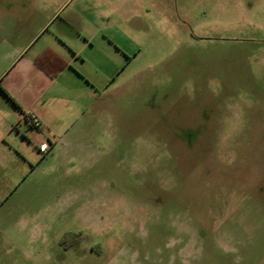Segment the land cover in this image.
I'll return each mask as SVG.
<instances>
[{
	"label": "rangeland",
	"instance_id": "1",
	"mask_svg": "<svg viewBox=\"0 0 264 264\" xmlns=\"http://www.w3.org/2000/svg\"><path fill=\"white\" fill-rule=\"evenodd\" d=\"M80 1L58 19L120 2ZM145 1L66 140L0 151V264H264V0ZM25 11L0 0V42Z\"/></svg>",
	"mask_w": 264,
	"mask_h": 264
},
{
	"label": "crops",
	"instance_id": "2",
	"mask_svg": "<svg viewBox=\"0 0 264 264\" xmlns=\"http://www.w3.org/2000/svg\"><path fill=\"white\" fill-rule=\"evenodd\" d=\"M16 2L23 3L26 9L17 17L25 18L30 27L16 33L25 36L23 43L0 42V151L16 142L22 144L25 139L37 146L46 139L50 149L66 140L65 131L88 112L98 99V90L102 94L110 79L129 60L121 40L125 31L122 23L111 22L109 14L121 12L122 19H128L141 11L146 1L120 0L117 7L111 6L109 10L93 8L85 18L78 3L60 19L58 11L69 0ZM80 3L94 5L90 0ZM82 18L93 27L91 30H82L83 24L88 26L81 22ZM115 34L117 39H113ZM46 48L67 63L54 77L34 62ZM26 110L38 114L43 125L39 132L22 123L21 115Z\"/></svg>",
	"mask_w": 264,
	"mask_h": 264
},
{
	"label": "trees",
	"instance_id": "3",
	"mask_svg": "<svg viewBox=\"0 0 264 264\" xmlns=\"http://www.w3.org/2000/svg\"><path fill=\"white\" fill-rule=\"evenodd\" d=\"M34 62L50 77H54L67 64L60 55L49 48L44 49L34 59Z\"/></svg>",
	"mask_w": 264,
	"mask_h": 264
},
{
	"label": "built area",
	"instance_id": "4",
	"mask_svg": "<svg viewBox=\"0 0 264 264\" xmlns=\"http://www.w3.org/2000/svg\"><path fill=\"white\" fill-rule=\"evenodd\" d=\"M22 123L35 132H39L42 128V122L37 113L33 110H26L21 115ZM39 149L46 151L49 149V144L46 141H43L39 144Z\"/></svg>",
	"mask_w": 264,
	"mask_h": 264
}]
</instances>
